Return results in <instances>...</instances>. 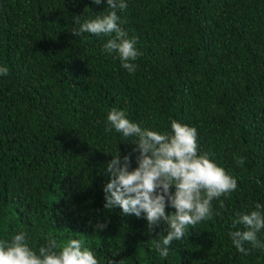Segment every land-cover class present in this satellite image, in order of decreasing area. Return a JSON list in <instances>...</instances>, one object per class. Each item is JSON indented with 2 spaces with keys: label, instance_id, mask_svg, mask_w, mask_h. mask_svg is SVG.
I'll use <instances>...</instances> for the list:
<instances>
[{
  "label": "trees",
  "instance_id": "1",
  "mask_svg": "<svg viewBox=\"0 0 264 264\" xmlns=\"http://www.w3.org/2000/svg\"><path fill=\"white\" fill-rule=\"evenodd\" d=\"M125 2L134 73L103 48L114 33L74 34L106 0H0V240L23 231L38 252L48 233L80 239L99 264H264V247L245 244V255L231 236L240 213L264 206V0ZM113 108L158 132L173 120L195 127L198 154L237 179L166 258L155 244L167 225L148 233L143 216L104 207L112 155L137 167L132 142L106 130ZM98 222L107 227L94 232Z\"/></svg>",
  "mask_w": 264,
  "mask_h": 264
},
{
  "label": "clouds",
  "instance_id": "2",
  "mask_svg": "<svg viewBox=\"0 0 264 264\" xmlns=\"http://www.w3.org/2000/svg\"><path fill=\"white\" fill-rule=\"evenodd\" d=\"M99 6L102 0H93ZM107 13L81 24L74 32L91 33L95 36L115 35L104 43L105 52H116L121 67L134 73V63L140 55L136 48L137 38H129L120 26L118 10L123 11L125 0H106ZM8 69L0 67V75L6 76ZM106 130L115 129L131 141L137 167L131 168L130 155L121 158L117 150L106 164L108 182L103 186L104 207L107 210L120 208L123 216H143L147 221V232L155 231L163 222L167 228L157 235L160 242L155 244L161 257L169 255L173 241H182L188 226L210 220L213 216L211 202L221 196L230 195L237 189V179L228 174L205 154H198L197 129L176 120L171 123V133L142 128L127 118L122 109L113 108L107 115ZM135 138V142L132 139ZM243 164V159L238 158ZM174 186V191L172 190ZM166 207L174 208L172 213ZM242 224L243 230L231 233L236 249L247 255L244 247H264L258 233L264 229V206L256 203L255 209L240 213L233 226ZM106 223H97L94 232L103 231ZM46 244L37 250L29 246L26 234L20 231L11 241L0 240V264H99L94 252L80 239H70L60 245L51 233L45 237ZM110 264H120L116 260Z\"/></svg>",
  "mask_w": 264,
  "mask_h": 264
}]
</instances>
